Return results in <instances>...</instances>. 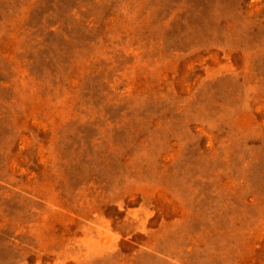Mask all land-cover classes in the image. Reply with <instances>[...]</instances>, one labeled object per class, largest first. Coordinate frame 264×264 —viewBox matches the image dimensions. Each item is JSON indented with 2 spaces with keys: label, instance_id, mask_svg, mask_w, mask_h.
<instances>
[{
  "label": "rangeland",
  "instance_id": "1",
  "mask_svg": "<svg viewBox=\"0 0 264 264\" xmlns=\"http://www.w3.org/2000/svg\"><path fill=\"white\" fill-rule=\"evenodd\" d=\"M0 264H264V0H0Z\"/></svg>",
  "mask_w": 264,
  "mask_h": 264
}]
</instances>
